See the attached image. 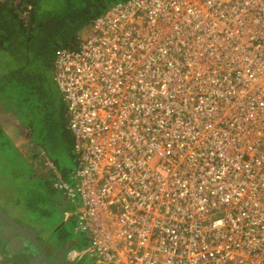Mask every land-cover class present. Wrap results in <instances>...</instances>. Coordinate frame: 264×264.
I'll use <instances>...</instances> for the list:
<instances>
[{"label":"built area","instance_id":"2783aa9c","mask_svg":"<svg viewBox=\"0 0 264 264\" xmlns=\"http://www.w3.org/2000/svg\"><path fill=\"white\" fill-rule=\"evenodd\" d=\"M97 264H264V0H120L55 52ZM66 213V216L73 215Z\"/></svg>","mask_w":264,"mask_h":264},{"label":"rangeland","instance_id":"374dc122","mask_svg":"<svg viewBox=\"0 0 264 264\" xmlns=\"http://www.w3.org/2000/svg\"><path fill=\"white\" fill-rule=\"evenodd\" d=\"M43 5L42 13L63 10L64 0H43ZM82 32L83 29L78 37ZM20 63L10 52L0 51V208L12 219L41 230L42 234L54 233L59 244L79 251L89 242L86 234L74 230L78 193L67 197L54 187L52 172L30 153L43 151L71 186L77 182L72 174L76 161L72 135L66 128L65 103L49 62L26 66L27 72L38 71L37 81L26 82L23 88L11 86L5 79L12 67ZM72 261L97 264L88 253Z\"/></svg>","mask_w":264,"mask_h":264},{"label":"trees","instance_id":"16d2710c","mask_svg":"<svg viewBox=\"0 0 264 264\" xmlns=\"http://www.w3.org/2000/svg\"><path fill=\"white\" fill-rule=\"evenodd\" d=\"M116 1L120 0H64L63 10L42 13L43 0H0V51L21 61L5 80L21 88L37 81L38 71L27 72L26 66L46 62L53 66L52 53L61 46H77L79 32ZM30 153L35 157L37 152Z\"/></svg>","mask_w":264,"mask_h":264},{"label":"flooded vegetation","instance_id":"af4514ba","mask_svg":"<svg viewBox=\"0 0 264 264\" xmlns=\"http://www.w3.org/2000/svg\"><path fill=\"white\" fill-rule=\"evenodd\" d=\"M3 214H5V213H3L2 209L0 208V227L2 226L1 231H0V240H3L4 239L3 236L8 234V236H10V237H6V239H8V240H11L14 238V236H16L17 238L22 239L24 242H28V240L25 239L24 237H22V235H20V234L13 236L12 233H13L14 229H12L10 232H7L6 230L2 231L3 228L7 229V225L10 224V222L6 218L7 216L3 215ZM12 220L17 225H19L22 229L26 230L25 232L27 233L26 236L28 238L30 236H33L36 239V241H34L33 244H31V243H28V244H30L29 246H31V249H32L31 253H33V255H34L33 259H37L38 261H39V259H42V261L41 262L39 261V263H37V264H53V262L45 261L40 256L41 250L44 254H46L45 256L48 258V256H51L52 254H54V252L57 249H60V248H63V251H62L63 253L62 252L60 254L58 253V255L56 256L57 260L61 261L63 258L64 259L66 258V259H68L69 264H74L73 261L70 260L67 256V252L69 250L68 247L65 244H59L57 242L58 237H56V236L53 237L54 233H48V232L46 233L45 232L44 234H42L41 230H37L36 228L31 227L30 225H25L23 222H19V221L14 220V219H12ZM32 230H34L35 232H32ZM3 241H5V240H3ZM18 244H19L18 242L16 244H12L13 249H15V248L18 249V250H16L18 253H16V252L12 253L13 256L17 255V254H21L23 252V247L20 248L21 245L19 246ZM5 246H6V243H5V245L2 246V243L0 241V253H5V250H4ZM39 249H40V251H39ZM77 258H79V256H77ZM14 261H15V259H14Z\"/></svg>","mask_w":264,"mask_h":264},{"label":"water","instance_id":"95a60500","mask_svg":"<svg viewBox=\"0 0 264 264\" xmlns=\"http://www.w3.org/2000/svg\"><path fill=\"white\" fill-rule=\"evenodd\" d=\"M3 215H6V214H3ZM7 216V215H6ZM8 219V221L10 222L9 225H7V229L6 228H3V230H6L7 232H10L12 229H14L12 235H22V237H24L25 239L28 240V242H24L22 239H19L17 238L16 236H14L13 239L11 240H8L6 239V237H10L7 235L3 236V240H0L1 243H2V246L5 245L6 243V246H5V253H0L2 254L1 255V264H20V263H23L26 261V264H37L39 263V261L41 262L42 259H39V261L37 259H33L34 255L33 253H31L32 249H31V246H29L30 244L28 243H31L33 244L34 241H36V239L33 237V236H30L29 238L26 236L27 233L25 232L26 230L22 229L19 225H17L10 217H6ZM1 228L2 226L0 227V231H1ZM32 232H35L34 230H32ZM20 241V242H19ZM19 243L18 245L21 247H23V252L21 254H17V255H12V253H18L16 250L18 249H13L12 247V244H16V243ZM59 250V251H58ZM40 251V249H39ZM63 251V248H60V249H57L54 254H52L51 256H48V258L45 256L46 254H44L42 252V250L40 251V256L45 260V261H48V262H53V264H69V261L68 259H62L61 261H58L57 260V255L58 253L60 254L61 252ZM3 252V251H2ZM31 253V254H30ZM63 253V252H62ZM15 259V261H14ZM32 259V260H31Z\"/></svg>","mask_w":264,"mask_h":264},{"label":"crops","instance_id":"0c3cea01","mask_svg":"<svg viewBox=\"0 0 264 264\" xmlns=\"http://www.w3.org/2000/svg\"><path fill=\"white\" fill-rule=\"evenodd\" d=\"M43 164V163H42ZM49 170V169H48ZM49 172H51L50 170H49ZM8 217H10V215H7ZM11 218V217H10Z\"/></svg>","mask_w":264,"mask_h":264},{"label":"clouds","instance_id":"9594fccd","mask_svg":"<svg viewBox=\"0 0 264 264\" xmlns=\"http://www.w3.org/2000/svg\"><path fill=\"white\" fill-rule=\"evenodd\" d=\"M36 157H37V155H36ZM38 158V157H37ZM39 159V158H38ZM40 160V159H39ZM41 161V160H40ZM68 251H70V250H68Z\"/></svg>","mask_w":264,"mask_h":264},{"label":"bare ground","instance_id":"6f19581e","mask_svg":"<svg viewBox=\"0 0 264 264\" xmlns=\"http://www.w3.org/2000/svg\"><path fill=\"white\" fill-rule=\"evenodd\" d=\"M63 228V227H62Z\"/></svg>","mask_w":264,"mask_h":264}]
</instances>
